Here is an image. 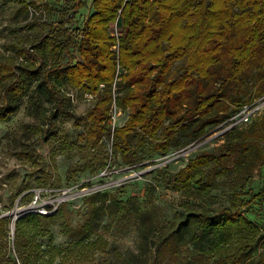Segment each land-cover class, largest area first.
<instances>
[{"label":"trees","instance_id":"16d2710c","mask_svg":"<svg viewBox=\"0 0 264 264\" xmlns=\"http://www.w3.org/2000/svg\"><path fill=\"white\" fill-rule=\"evenodd\" d=\"M70 3L62 8L68 19L44 24L50 28L47 35L28 46L13 47L9 55L0 54V123L7 121L17 111L19 100L29 94L36 105L44 101L51 105L48 127L40 126L38 137L22 151L33 163L39 162L38 146L57 135L58 119L68 113V92L76 96L78 90L84 95L100 92L85 115V138L96 147L106 137L118 61L123 69L117 103L129 112L125 124L116 130L114 147L126 161L137 156L130 145L134 130L144 141H155V149L162 154L180 144L176 132L190 127V121L196 122V133L191 135L203 138L208 126L233 115L235 110L220 119L210 117L228 88L240 83L264 42V0H92L93 11L80 34H75L68 22L85 6V0ZM117 20L119 58L111 33ZM229 37L233 40L225 52ZM225 54L232 60L231 72L215 92L205 93L202 80L216 76L215 67ZM178 62L184 64L171 77ZM102 83L104 89H100ZM256 94H264V77ZM249 102L252 100L240 103L237 109ZM258 117L250 129H232L219 148L200 151L171 175L173 189L187 197L205 199L222 185L232 195L229 205L192 208L179 215L176 225L162 238L170 240L172 250L178 249L173 250L168 264H264V231L245 214L254 204L264 203V183L248 199L243 197L248 183L261 178L264 167V112ZM87 203V219L76 229L82 245L106 249L99 233L106 228L105 221L139 223L143 246L157 232L154 217L141 209L137 197L123 201L110 192H96ZM42 218L31 213L16 221L15 245L22 264H54L61 255L56 245L45 255L36 241ZM9 224L8 218H0V234ZM93 234L97 239L90 241ZM21 235L29 237V242L24 244ZM191 243V254L181 256L180 246ZM257 248L261 251L255 255ZM217 252L219 256L214 257Z\"/></svg>","mask_w":264,"mask_h":264},{"label":"rangeland","instance_id":"374dc122","mask_svg":"<svg viewBox=\"0 0 264 264\" xmlns=\"http://www.w3.org/2000/svg\"><path fill=\"white\" fill-rule=\"evenodd\" d=\"M70 2L71 0H0V54L9 55L13 53V47L28 46L47 35L50 28L44 24L68 19L69 16L62 8L71 4ZM92 11V0H85V6L68 22L75 34L82 32ZM118 32L120 36V26L114 23L111 33L116 38L117 46L113 50L119 55ZM232 40L231 37L226 40L225 52ZM231 61L225 54L215 67L216 76L202 80L205 93L215 92L223 85V79L231 72ZM183 64L184 62L175 64L170 76L180 72ZM116 75L117 71L115 78ZM263 77L264 42L250 61L240 83L228 88L227 94L214 106L210 117L220 119L221 115L232 110L235 111L231 117L237 115L242 108L237 109L240 103L248 100L253 102L259 98L256 94L257 87ZM76 94L75 100L71 99L67 104L68 113L58 119L57 135L38 146V163L23 156L22 151L38 137L40 126L48 127L47 117L51 105L45 101L36 105L29 94L19 100L17 111L7 121L0 123V218L10 220L8 230L0 234V264H22L15 245L18 237L16 221L35 213L26 207L38 195L45 201L62 200L54 213L43 215L42 231L36 238L42 244L45 255L51 245L61 249V255L56 257L54 264H168L173 250L178 249L175 246L172 250L168 244L170 240L162 241V238L173 229L181 213L192 208L218 209L230 204L232 193L224 185L200 200L184 196L181 190L173 189L170 183L171 175L184 167L189 158L203 150H216L224 143L227 134L222 133L230 123L229 119L208 126L206 129L209 132L201 139L191 135L196 133V122L190 121V127L176 132L180 144L173 146L165 154L155 149V141H144L141 134L134 130L130 145L137 156L129 162L115 149V135L112 146L110 132L106 137L103 136L96 147L86 142L88 125L85 115L97 99L88 101L79 90ZM96 94L98 96L100 92ZM184 106L187 108L188 104ZM109 113L110 109L108 116ZM127 113L122 111L120 121L124 124L128 118ZM260 118L257 116L238 128L250 129ZM106 122L108 123V119ZM263 183L264 167L261 178L248 183L243 197L248 199ZM66 188L69 189L67 194L59 193ZM96 192H110L123 201L130 197L138 198L141 209L149 212L157 224V232L146 246L141 241L139 223L127 221L104 222L106 228L99 230L106 241L104 251L82 245L76 229L86 221L89 212L87 200ZM245 214L264 231V203L254 204ZM96 239L97 234H93L90 241ZM29 240L26 235L22 236L24 244ZM158 246L159 250L156 251ZM192 246L191 243L178 247L181 249V256L188 257ZM260 251L257 248L254 254L258 255ZM219 254L217 252L214 257ZM209 257L212 258L213 255Z\"/></svg>","mask_w":264,"mask_h":264},{"label":"built area","instance_id":"2783aa9c","mask_svg":"<svg viewBox=\"0 0 264 264\" xmlns=\"http://www.w3.org/2000/svg\"><path fill=\"white\" fill-rule=\"evenodd\" d=\"M115 25L116 26L118 25V20L115 22ZM117 35L119 36V32L117 33ZM116 46L117 45H115L114 47H116ZM117 56L119 58L118 53H117ZM122 69L123 68L121 67L120 62L118 61L117 75H116L115 81H114L113 86H112L113 101H112V105L110 107V113H109V117H108V124L110 127V133L112 136V139H111L112 146H113L114 135H115L116 130L118 129V127H120L122 124H124L120 121L123 110L118 105L117 98H116L117 97L116 96V89L118 86V81L121 80L120 73H122ZM104 86H105V84L102 83L100 85V89H103ZM67 94L71 97V99L75 100V98H76L75 93L68 92ZM96 97H97L96 93H86L85 94V98L88 101H93L94 99H96ZM263 112H264V94L261 97H259L258 99H256L255 101L244 104L242 106L240 112L237 115H235L234 117H230L228 120L230 123L225 127L222 134L226 135L232 129L237 128L239 125L251 122L252 119L261 115ZM68 192H69V189L66 188L62 192H59V193H62L63 195H65ZM61 201L60 200L59 201L58 200L45 201L41 198L40 195H38L35 197L33 202L28 207H26V209H32L33 212L41 214V215H50L58 209V206H59Z\"/></svg>","mask_w":264,"mask_h":264}]
</instances>
